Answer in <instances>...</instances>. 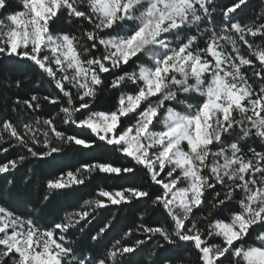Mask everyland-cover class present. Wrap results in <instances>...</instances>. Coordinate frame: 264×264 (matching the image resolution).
Instances as JSON below:
<instances>
[{
	"label": "clouds",
	"instance_id": "clouds-1",
	"mask_svg": "<svg viewBox=\"0 0 264 264\" xmlns=\"http://www.w3.org/2000/svg\"><path fill=\"white\" fill-rule=\"evenodd\" d=\"M0 264H264V0H0Z\"/></svg>",
	"mask_w": 264,
	"mask_h": 264
},
{
	"label": "snow or ice",
	"instance_id": "snow-or-ice-1",
	"mask_svg": "<svg viewBox=\"0 0 264 264\" xmlns=\"http://www.w3.org/2000/svg\"><path fill=\"white\" fill-rule=\"evenodd\" d=\"M69 175H71V174H69ZM57 186L62 187L63 185H57ZM114 203H115V201H114Z\"/></svg>",
	"mask_w": 264,
	"mask_h": 264
}]
</instances>
